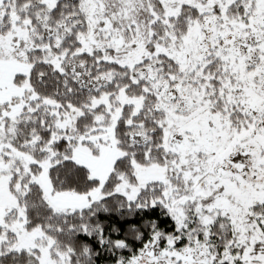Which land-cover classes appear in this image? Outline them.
<instances>
[{"label": "snow or ice", "instance_id": "1", "mask_svg": "<svg viewBox=\"0 0 264 264\" xmlns=\"http://www.w3.org/2000/svg\"><path fill=\"white\" fill-rule=\"evenodd\" d=\"M0 264H264V0H0Z\"/></svg>", "mask_w": 264, "mask_h": 264}]
</instances>
